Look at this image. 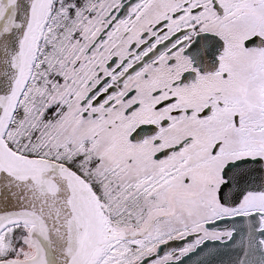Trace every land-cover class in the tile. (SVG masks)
I'll return each instance as SVG.
<instances>
[{"label": "snow or ice", "instance_id": "1", "mask_svg": "<svg viewBox=\"0 0 264 264\" xmlns=\"http://www.w3.org/2000/svg\"><path fill=\"white\" fill-rule=\"evenodd\" d=\"M0 264H264V0H0Z\"/></svg>", "mask_w": 264, "mask_h": 264}]
</instances>
